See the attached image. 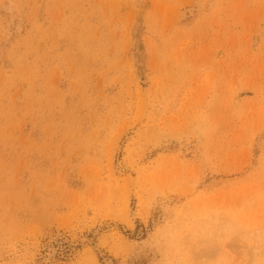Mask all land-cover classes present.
<instances>
[{"label": "rangeland", "instance_id": "obj_1", "mask_svg": "<svg viewBox=\"0 0 264 264\" xmlns=\"http://www.w3.org/2000/svg\"><path fill=\"white\" fill-rule=\"evenodd\" d=\"M0 264H264V0H0Z\"/></svg>", "mask_w": 264, "mask_h": 264}]
</instances>
